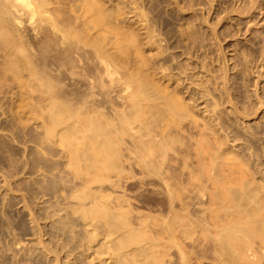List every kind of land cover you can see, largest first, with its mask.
I'll list each match as a JSON object with an SVG mask.
<instances>
[{
  "label": "rangeland",
  "instance_id": "374dc122",
  "mask_svg": "<svg viewBox=\"0 0 264 264\" xmlns=\"http://www.w3.org/2000/svg\"><path fill=\"white\" fill-rule=\"evenodd\" d=\"M81 1L51 0L49 6L53 9L55 22L60 28H65V31L66 28L72 30L73 32H70L74 33L73 35L80 30L76 33L77 36L80 35L83 40L87 39V41L92 42L89 38L95 33L92 32L91 25L93 21L90 20L96 18V14L99 13L100 15L101 12L100 16L102 17L117 18L115 29L109 26V28L103 27L106 29L101 30L102 33H107H104L105 36H101L106 38H103V41H106V43L104 42L105 45L116 50L125 47V52H132L133 55L135 45L132 38H135V40L137 38V40H140L138 42H143V44L140 43L141 45L137 46V53H134L138 54L137 56H140V59H144L143 62L141 60V66L145 69L144 67L147 65L146 68L149 67L154 70V68L158 69L157 66L159 65L158 72H163L164 75L167 74V79L165 77L166 81L163 80V84L166 82L165 85L169 86V89L177 86L178 88H175L180 96L181 92L182 96L184 94L187 103L189 102L187 97H189L191 101L188 104L190 107L192 106L191 109L196 115L192 114L194 117L198 115L196 119L193 117L196 120L193 119L196 125L199 124L197 122L202 124L204 117L211 116L212 119L214 115L212 116L211 113L213 112L209 111L214 107L213 103L215 101L218 104L215 107H221L220 111L217 108L214 109L218 110L221 117H223L222 126L225 127L224 130L226 129L227 134L223 131V127L222 130H219L218 125L216 128L220 131L218 132L219 135L223 131L220 137L222 140L218 138V134L216 136L217 130H214V132L211 130L212 134L214 133V138L211 137L210 130H205V132L203 130L204 133L210 131V134H206L208 137L202 136L201 133L203 132L198 128L201 127L200 125L194 127V130H198L196 131L198 133L193 130H187L188 133H186L187 131L184 132V134H189L191 137L190 134L194 135L196 133L194 136L198 134V136L192 137L195 138L193 141L190 140L191 137L186 138L188 135L182 136H185L183 139L190 143L189 145H199L194 147L195 150L186 143L191 148L187 146L186 150H194L193 153L191 151L193 155L189 153L184 157L186 162L195 163L197 169L199 165L195 162L197 160L195 151L201 153L199 149L202 148L203 150L204 146H206L204 147L206 149L203 152L211 151L215 145L217 148L223 146L222 149L220 148L222 152L219 148L214 147L215 149H213L214 152L220 150L221 156L219 155V158L214 161L210 160V162L207 159L204 161L206 168L210 165L219 168H217L215 175L217 189L224 191L230 179L236 181L240 179V173L242 176L246 175V178H250L248 173L252 171V167H258L254 164L255 162L258 164L263 161L261 173L264 177V0H84L86 4L84 1L81 4ZM93 8L97 9L98 13ZM93 10L96 12L95 15ZM106 14L109 16H106ZM79 15L80 18L83 16V20L85 18L83 21L85 23L84 27L81 25L82 23L78 22L82 20L78 18ZM88 18L90 20H86ZM78 25L81 26L78 27ZM118 27H120L119 31L124 28L123 32L120 31L121 34L117 31ZM88 29L89 31H86ZM112 29L114 30L112 31ZM107 31H109L111 37ZM114 31L117 32H115V35L123 34L121 37L119 35H116V37L123 38L124 43L122 39V42L119 41L118 43V39H116L117 43L113 42L115 40L113 39L115 37L113 35ZM80 32L82 35L78 34ZM91 33L92 35H89ZM134 34L135 37H133ZM51 38L53 36L50 29L46 27L40 31L36 40L41 39L47 42ZM4 40L0 37V54L5 47L3 45ZM109 43L111 44L108 45ZM113 43L117 45L115 46ZM120 43L125 46L120 45ZM126 45L128 46L126 47ZM133 47L134 49H132ZM138 49L139 51L142 49L141 52H138ZM164 67L165 69L168 67V70H165ZM157 69L154 72L157 75L152 72L153 70H149L156 78L158 74L160 76ZM144 71L146 73V70ZM214 74L215 76H213ZM156 78L154 80L156 84L162 81V78L159 81ZM224 80L226 84L223 85ZM170 81L173 83H170ZM218 83L220 84L217 85ZM223 86L227 87L226 94L223 92L225 96L220 92ZM22 88H24V92L18 94V86L15 82L10 79H0V264L130 263L133 257L129 253L123 259L121 258L119 262L115 261L114 245L110 242L115 235H110L105 231L104 213L110 215L114 220L123 218L121 214L123 213L126 215V221L131 225L134 221L138 222L140 218L145 221V217L148 216L149 218L151 214L155 216V212L165 210L164 197L156 192H151L148 184L149 177L145 174L143 176V172H140L141 170L137 166L132 167L131 170L128 169L123 173L124 176L116 180L112 177H105L101 173V170H104V164H95L90 167L82 163L62 164L61 160H58L60 158L57 157L59 156L58 146L51 145L49 148L47 146L46 152L42 155L38 146H36L39 134L38 123L40 122L36 107L42 102L38 100L36 92L29 85ZM207 90L209 93L206 92ZM221 94L225 98L221 97ZM227 94L233 96L230 99L234 104L230 106ZM211 95L213 99L210 98ZM217 96L218 98H214ZM222 99L227 101L224 103ZM149 102L151 103V101ZM234 105L236 108L238 107V112H236L240 117H237L236 112V117L234 113L232 114ZM206 108L208 110L210 108V110L208 111ZM143 110L145 111V108ZM227 115H230V117L227 118ZM226 119L232 121L227 122ZM228 125L235 128L231 130ZM230 131L236 132L237 135L233 133V136H231ZM226 136H229V139L231 137L235 138V140H228V143V137L226 138ZM208 138H211L209 139L211 142L221 140V144L224 145L217 142V146L215 141L212 143L207 142ZM195 140L197 143H195ZM185 141L181 145L170 143L167 152L168 157L171 158L176 151L184 149L186 147ZM209 144L212 145L210 149L208 148ZM229 144H233L235 148L232 145L229 146L230 148L227 147ZM200 145L201 148H199ZM224 146L227 147V150H223ZM121 151L124 152L123 147ZM125 151L127 152V150ZM202 154L200 156L206 157L208 155L206 152ZM256 157L260 161H257ZM232 159L236 161L234 172H230V168H228L230 165H226ZM170 163L178 169L182 167L180 162L170 161ZM185 170L183 169L184 172ZM176 211L178 210L176 209ZM145 214L147 216H144ZM136 216L144 217L137 219ZM154 216L152 217L154 221L151 220L148 223L151 226L152 223L156 222L157 225L153 224L152 227L157 228L160 217L156 215L157 218L159 217L157 219ZM188 222L189 231L182 234L181 238L178 239L186 254V264L238 263L237 261L230 263L225 258V249L227 251L228 248L226 247L228 246L223 239V234L219 236V238H223L218 241L215 239L216 237H212L216 240L215 242L209 238L215 232H210L209 236L207 231L202 230L200 226L192 224L189 220ZM186 234L189 237L185 238ZM132 238L133 234H126L124 237L118 236L116 240L124 245L131 243ZM223 243L225 244L223 245ZM222 246H225L224 249ZM125 249L129 251V246ZM172 249L174 250V248ZM222 252L225 256L220 255ZM220 257L221 259H219ZM171 262L181 264L175 257L171 258Z\"/></svg>",
  "mask_w": 264,
  "mask_h": 264
},
{
  "label": "bare ground",
  "instance_id": "6f19581e",
  "mask_svg": "<svg viewBox=\"0 0 264 264\" xmlns=\"http://www.w3.org/2000/svg\"><path fill=\"white\" fill-rule=\"evenodd\" d=\"M50 4L51 0H0V37L5 39L3 42L5 47L0 54V79H10L15 82L18 86V94L24 92V88L22 87L29 85L36 92L38 100L42 102L36 107V111H38L37 116L40 121L38 123L39 134L36 140V146H38L42 155L46 152L47 146L48 148L51 145L58 146L59 156L57 157L60 158L58 160H61L62 164L72 165L82 163L87 167L95 164H104V170L102 169L101 173L105 177H112L116 180L124 176L125 174L123 175V173L125 171L137 166L138 169L140 168V172H143V176L145 174L149 177L148 184L151 192H156L164 197L162 198L165 200V210H157L158 212H155L160 217H158V221L160 222H158L157 228L152 227L156 222L152 223L151 226L149 224L151 220L154 221L152 218L154 214L153 216L152 214H148L150 215L149 218L145 214L144 216H147L144 219L145 221L140 218L144 216H136L141 221H134L135 223L133 222L130 225L126 221V215L123 213H121L123 218L117 220H114L110 215L104 213L105 231L110 235H115L110 241L114 245L115 261L117 260L116 262H119L121 258L123 259L129 253L133 258L127 264H173L171 262V258L173 259V257L179 260V263L186 264V254L179 244L178 239L181 238L182 234L189 231V220L192 224L198 225L202 230L207 231L208 235L210 232H215L212 233L214 236H207L215 242V239L217 241L221 240L223 237L219 238V236L223 234V239L228 249L227 251L225 249L226 256L223 252L220 255H224L230 263L237 261V264H264V177L261 173L263 161H260L258 158L260 154L255 158L260 162L258 164L256 162L254 163L260 168L253 166L252 171L248 173L250 178H246V175L242 176L240 173V179L237 181L230 179L224 191H220L215 186V175L218 167L216 168L215 165H210L211 163L208 168L204 166L206 165L204 162L206 159L210 162V160L214 161L219 158V155L221 156L220 152H222L221 149L223 148V146L222 148L220 146V149L218 144L219 142L221 144L222 138L220 137L223 131L226 132V129L224 130L225 127L222 126L223 117H221L219 112L221 107H215L216 105L218 106L215 103L217 99L214 100L215 102L213 101L214 107H210L211 110L213 109L212 111L210 108V111L206 108L209 112H213L211 114L212 116L214 115V119L213 117L211 119V116L208 118L204 117V119L202 118V124L197 122L199 123L197 125L201 126L198 127L195 124V119L198 115L194 117L196 114L193 113L192 106L190 107L189 105L191 101L189 97H187L189 100L188 104L185 101L184 94L182 96L181 92L180 96L178 90L175 88L177 86H173L174 88L170 87L169 89V86L165 85L166 82L163 84V80H165L167 74L165 73L166 75H164L162 74L163 72H158L159 65L157 66L158 69L154 68L155 66L153 67L154 70L157 69V73H160V76L158 74L159 78L157 76L158 79L154 77L157 75L154 73L156 70L154 71L151 68L152 71L149 67V69L146 68L147 65L144 67L145 69L141 66L144 59H140V56L134 53H137V46L143 44V42H138L140 41L139 39L137 40L136 38V41L131 36L133 39L132 42L135 45H132L135 47V49L134 47L132 49L135 52L133 50V55L132 52L130 53L128 51L130 54L127 51L125 52L124 40L120 38L123 36V34L120 35V31L124 28L119 31L120 27H118L117 31L120 34L116 35H119L120 39L116 37V31H114L113 35L115 37L113 39L115 40L111 41L116 42V39H118L117 41L119 43V41L122 42V39L123 43H120V45L123 44L124 49L116 50L105 45L106 41H103L105 37L102 38L101 36H105L104 33L106 32L102 33L101 30L109 28V26L115 29L117 18L110 19L105 16L102 17L100 16L101 10L99 11V15L97 10L99 8H93L97 10L96 12L98 14L95 15L96 12L93 10L96 18H93V20L86 19L93 21L92 27H90L93 28L92 32L95 33L93 35L92 33L89 34L92 35L91 37L89 36L90 38L88 37L92 42L90 40L88 42L87 39L83 40L80 35H78L79 37L77 36L76 33L80 31L79 29L73 35L74 33L72 34L70 32L72 30L66 28L65 31V28H60L55 22L54 12L49 6ZM106 16L109 15L106 14ZM82 17L80 18V15L78 16L79 19H82ZM118 18L120 19V17ZM84 20L82 19L78 22L82 23L81 25L83 26L85 24L83 22ZM81 25H78V27ZM46 27L50 29L53 38L47 42L41 39L36 40L40 31ZM68 28L71 29L70 27ZM86 31H89V29ZM81 32L78 34H81ZM107 32L109 33V31ZM127 34L129 35V33ZM135 34L133 37H135ZM109 36L111 37L110 33ZM113 45L115 44L113 43ZM139 49L138 52H141L142 49L140 51ZM166 69L168 70V67ZM144 70H146V73ZM149 70L155 75L153 76ZM161 70L163 71V69ZM155 78L158 81L162 78V81H159L160 85L159 82L157 84L155 83ZM223 79L225 78L223 77ZM213 80L215 81L214 78ZM170 83L173 82L170 81ZM224 83L226 84L225 80L223 85ZM226 88L223 86L220 92L226 94ZM228 91L231 90L229 89ZM206 92L209 93L208 90ZM201 93L203 94V92ZM223 95L221 97L225 96ZM226 96L228 97V102L230 100V104L227 102L229 106L234 104L231 101L233 96H228V94ZM212 97L211 95L210 98ZM190 98L192 99V97ZM214 98H218V96ZM147 104L148 106H146ZM209 106L211 105L209 104ZM142 108H145V111ZM214 108L219 109V111ZM237 108L235 106L233 107L234 111L231 110L235 117L238 112ZM143 113L146 115L144 116ZM230 115H227V118ZM224 117L226 118V116ZM104 120L106 121L104 122ZM223 125L225 126V124ZM216 126L219 130L223 127L220 135L218 133L220 131L217 130ZM194 127L200 128L199 130L201 132L203 130L204 132L205 130H212L213 132L217 130L216 136L218 134V138L221 139L219 142L217 141L219 140L217 137V140H214V133L212 134L211 131L212 140L216 142L215 144L218 142L217 146L221 151L216 150L214 152L213 149L217 148L214 144L215 148H211V151H204L208 154L204 157L202 153H204L203 150L206 149H204L206 146L202 150L200 145L199 148L201 149L199 150H201V153H199L202 155L200 156L195 151V158H197L195 162L199 165L197 169L194 165L195 163H188L184 160V157L191 153L192 150H186L190 143L183 139L185 136H182L188 135L186 138L191 137L189 134H184V132L187 130L198 131L194 130ZM234 128L232 127L231 130ZM209 132L201 133V135L206 136ZM230 133H232L231 136H233V133L237 135L234 131H230ZM190 135L192 137L198 136V134L196 136L193 134ZM227 137V141H232V137L231 139H229V136ZM191 138L190 140L192 141L195 139ZM209 139L211 138H208L207 142H211ZM187 140L189 141V139ZM183 141H185V145L186 143L188 145L184 149L176 151L171 158L168 157L167 152L170 148V143L173 142L181 145ZM209 145L208 148L210 149L212 145ZM221 145L224 144L222 143ZM231 145L234 147L233 144ZM231 145L229 144L227 147ZM189 146L194 148L197 144L195 146L194 144ZM189 146L188 148H190ZM122 147L124 148V152L121 151ZM226 148L224 146L223 150H227ZM194 149L196 150V148ZM192 153L190 155H193ZM170 161L180 162L182 163V167L178 169ZM226 165H230L228 167L230 168V172L236 170L234 169V166H236L235 160L232 159ZM183 169H186L185 172ZM258 180L260 182H256ZM156 215L154 218H157ZM126 234H133V241L124 245L118 243L116 238L118 236L124 237ZM187 237H189L188 234H186L185 238ZM212 237L216 238L213 239ZM128 246L129 251L125 249Z\"/></svg>",
  "mask_w": 264,
  "mask_h": 264
}]
</instances>
